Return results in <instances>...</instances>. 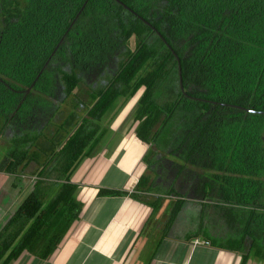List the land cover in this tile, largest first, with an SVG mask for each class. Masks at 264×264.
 <instances>
[{"label": "trees", "instance_id": "1", "mask_svg": "<svg viewBox=\"0 0 264 264\" xmlns=\"http://www.w3.org/2000/svg\"><path fill=\"white\" fill-rule=\"evenodd\" d=\"M135 97L146 170L97 196L149 205L139 239L156 222L158 243L199 200L229 227L203 228L207 245L264 262V0H0V171L38 164L0 229V264L52 256L83 209L73 172Z\"/></svg>", "mask_w": 264, "mask_h": 264}, {"label": "crops", "instance_id": "2", "mask_svg": "<svg viewBox=\"0 0 264 264\" xmlns=\"http://www.w3.org/2000/svg\"><path fill=\"white\" fill-rule=\"evenodd\" d=\"M131 99L135 102L128 105ZM136 104V97L124 103L112 118L98 148L73 172L71 181L76 184L75 195L83 209L80 219L73 222L52 256L41 260L23 252L11 264L240 263L241 256L236 252L209 244H192L198 237L200 241L205 239L203 228L217 238L226 237L229 232L225 221L205 210L199 200L186 201L182 213L158 243L160 230L156 222L139 239L151 213L149 205L128 195L97 196L99 187L132 191L146 170L142 157L148 145L137 138L132 128ZM4 204L0 201V229L12 213L6 216ZM196 234L200 236L195 238ZM249 264L264 262L252 259Z\"/></svg>", "mask_w": 264, "mask_h": 264}, {"label": "rangeland", "instance_id": "3", "mask_svg": "<svg viewBox=\"0 0 264 264\" xmlns=\"http://www.w3.org/2000/svg\"><path fill=\"white\" fill-rule=\"evenodd\" d=\"M128 102L129 105L132 102H135V100L131 99ZM123 105L121 107H123ZM71 109H72V96L68 97L63 103H61L58 111L59 113L57 115L59 116V118L53 122L52 128L50 125L51 128L50 130L56 129V127L62 122L64 117L68 115ZM47 130L45 131V134L43 136L45 138L49 137L48 134L46 133ZM5 140L6 137H4V135L2 136L1 134L0 160L3 157L4 153L8 150V142H7L8 140L6 141ZM34 164H35L34 162H29V161L26 162L25 165L21 164L16 172L17 175L0 171V201H3L5 203L4 210H6V216L14 211V209L20 203L22 197H24L27 194V192L30 190L31 184L34 181V178H36V174L33 172L38 168L37 166L38 164L37 165ZM19 174H22L20 175L22 176V178H19ZM192 244H199V243H195L194 240Z\"/></svg>", "mask_w": 264, "mask_h": 264}, {"label": "water", "instance_id": "4", "mask_svg": "<svg viewBox=\"0 0 264 264\" xmlns=\"http://www.w3.org/2000/svg\"><path fill=\"white\" fill-rule=\"evenodd\" d=\"M26 91L28 92L29 89H27ZM186 204H187V202H185V203L182 205V208H181V210L179 211V213L177 214L176 219L180 216V214L182 213V211H183L184 207L186 206Z\"/></svg>", "mask_w": 264, "mask_h": 264}, {"label": "built area", "instance_id": "5", "mask_svg": "<svg viewBox=\"0 0 264 264\" xmlns=\"http://www.w3.org/2000/svg\"><path fill=\"white\" fill-rule=\"evenodd\" d=\"M195 243H204V244H207V242L206 241H199V239H195Z\"/></svg>", "mask_w": 264, "mask_h": 264}]
</instances>
